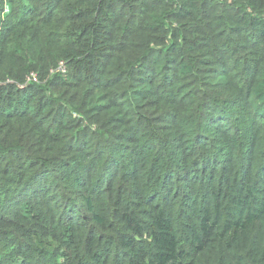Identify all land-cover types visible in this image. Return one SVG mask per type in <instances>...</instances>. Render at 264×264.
Instances as JSON below:
<instances>
[{"label":"trees","instance_id":"obj_1","mask_svg":"<svg viewBox=\"0 0 264 264\" xmlns=\"http://www.w3.org/2000/svg\"><path fill=\"white\" fill-rule=\"evenodd\" d=\"M0 264H264V0H0Z\"/></svg>","mask_w":264,"mask_h":264},{"label":"built area","instance_id":"obj_2","mask_svg":"<svg viewBox=\"0 0 264 264\" xmlns=\"http://www.w3.org/2000/svg\"><path fill=\"white\" fill-rule=\"evenodd\" d=\"M58 72L64 73V72H65V67L62 65V66L59 68ZM28 80L31 81V82H37V81H38V78H37L36 75L31 74Z\"/></svg>","mask_w":264,"mask_h":264}]
</instances>
